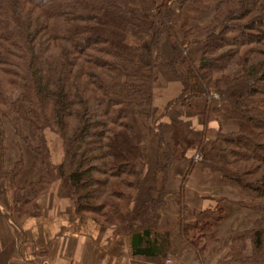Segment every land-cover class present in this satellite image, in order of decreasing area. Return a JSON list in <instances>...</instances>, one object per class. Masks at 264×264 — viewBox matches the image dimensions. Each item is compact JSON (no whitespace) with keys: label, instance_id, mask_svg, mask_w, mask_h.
I'll return each mask as SVG.
<instances>
[{"label":"trees","instance_id":"16d2710c","mask_svg":"<svg viewBox=\"0 0 264 264\" xmlns=\"http://www.w3.org/2000/svg\"><path fill=\"white\" fill-rule=\"evenodd\" d=\"M141 1L154 18L151 24L137 15L130 0H0V117L42 158L39 180L28 185L34 196H21L25 163L20 159L6 171L0 128V185L6 183L13 198V210L6 216L21 223L38 197L61 176L68 177L81 216L112 228L116 237H130L134 254L166 257L175 225L156 224L170 223L164 215L169 169L180 153L166 140L165 124L157 120L146 155L132 110L152 107L155 79L143 69L160 63L182 84L181 94L163 115L201 97L206 100L204 123L214 101L229 105V117L241 123L237 131L218 134L231 150L229 161L212 158L202 140L192 165L198 161L257 194L247 206L260 215L252 229L231 237L227 256L246 251L250 242L252 250L242 264H264V0H192L199 8L215 5L208 24L184 31L189 40L206 36L199 66L173 28L174 4L191 0H162L159 5ZM165 29L176 42L170 62L160 59ZM132 30L150 35V44L136 40ZM180 62L186 72L178 71ZM234 67L240 72L231 75ZM24 122L38 131L37 146L24 133ZM46 130L65 144L60 165L52 163ZM186 179L181 180L180 232L203 255L223 209L200 211L189 222Z\"/></svg>","mask_w":264,"mask_h":264},{"label":"crops","instance_id":"0c3cea01","mask_svg":"<svg viewBox=\"0 0 264 264\" xmlns=\"http://www.w3.org/2000/svg\"><path fill=\"white\" fill-rule=\"evenodd\" d=\"M141 2L130 0L137 15L151 24L154 18ZM156 3L159 4L160 0H156ZM174 9L176 14L173 28L177 41L187 48L195 65L199 66L204 56L206 36L200 35L197 40L187 39L184 24L188 28H195L210 22L215 7L199 8L191 0L184 6L174 4ZM134 32L137 38H146L150 44V35L143 37L142 33ZM175 47L176 42L165 29L160 40V50L167 62L173 60ZM177 69L180 72L187 70L183 62L177 64ZM143 70L152 73L155 79L152 107H144L148 111L144 115L138 114L140 118L138 115L135 117L136 125L137 120L141 124L137 128L143 150L147 155L152 125L160 120L165 124L166 140L180 153L179 158L172 160L169 169L170 181L164 215L170 223L156 224L175 225L171 239L172 250L166 257L134 254L130 237H116L112 228H105L79 214L76 190L68 177L61 176L47 193L33 202L29 215L21 223H13L6 216V213L13 210V198L7 184L0 185V264H242L244 256L250 253L249 246L246 251L228 257L229 242L236 233L252 229L260 212L246 204L254 202L257 194L226 180L219 173L211 172L198 161L192 165V159L198 152L197 143L204 139L212 158L229 161L231 150L225 149V143L218 139V134L220 130L223 133L237 131L241 123L229 117V105L218 101L213 102L208 121L204 123L202 113L206 100L201 97L193 98L189 106H174L163 115L167 104L181 94L182 84L179 80L177 85V81H173L172 71L160 63ZM239 72L240 68L234 67L230 74L236 75ZM161 101L160 107L163 108L155 111V106ZM22 126L31 144L37 146L38 131L30 123L25 122ZM6 128L4 167L6 171H11L23 159L25 168L19 181V194L32 198L34 193L28 185L39 180L42 158L13 127L15 134L10 136ZM50 132L53 131L46 130L45 137L51 160L53 164L60 165L65 158V148H62L58 160H55L51 145L53 135ZM183 177H187L184 198L187 205L185 216L189 222H194L195 214L200 211L216 209L217 206L223 209L221 219L213 223V234L205 243L203 255L188 244L180 232L179 203Z\"/></svg>","mask_w":264,"mask_h":264},{"label":"rangeland","instance_id":"374dc122","mask_svg":"<svg viewBox=\"0 0 264 264\" xmlns=\"http://www.w3.org/2000/svg\"><path fill=\"white\" fill-rule=\"evenodd\" d=\"M141 1V0H140ZM155 2H156V0H154ZM162 3V0H160V3L159 4H161ZM141 4H143L144 5V3L143 2H141ZM158 4V3H157ZM158 4V5H159ZM211 5H214V4H210V6ZM214 7H215V5H214ZM214 15H215V12H214ZM214 17V16H213ZM213 19V18H212ZM209 23V22H208ZM208 23H206V24H208ZM206 24H204V25H206ZM204 25H202V26H204ZM201 26V25H200ZM188 28V25L185 23L184 24V31H185V29H187ZM166 31H168L169 32V30L168 29H166ZM137 33H138V31H137ZM131 35L136 39V40H138V41H140V42H144L145 44H149L148 43V40L146 39V38H144V39H140V38H137L138 36H137V34L134 32V30H132V33H131ZM143 37H145V34H143L142 35ZM162 61H166L165 60V58H164V56L162 55L161 56V58H160ZM160 60H157L156 59V62L158 63ZM165 67V66H164ZM167 68V67H166ZM169 69V68H168ZM172 75H173V81H177V85L179 84V79H178V77L172 72ZM23 85V84H22ZM171 85H172V87H173V83L171 82ZM21 92H22V87H21V89L19 90V92H18V94H17V97H20L21 96ZM171 94L172 95H174L175 94V92L174 91H172L171 92ZM162 105V101L157 105V106H155V111L157 110V109H162L160 106ZM165 108V107H164ZM132 110H133V114H134V116L136 117V115H141V114H145L146 112L145 111H148L147 109H145L144 107L142 108V107H137V106H134L133 108H132ZM163 112V111H162ZM162 112H161V115H162ZM137 116V117H141V116ZM139 120H137V126H141V124L138 122ZM25 123V122H24ZM26 123H29V122H26ZM7 126V128H6V133L8 134V136H10L11 134H15V132H14V130L11 128V127H13L12 125H11V123L5 118V117H0V128H3V130H4V136H5V127ZM29 132H30V130H28ZM52 135H53V139H51V145H52V150H53V152H54V159L55 160H58V158H59V156H60V153L62 152V148L64 147L65 148V145H64V143H63V141H62V139L60 138V136H58V134H56V133H53V132H50ZM11 138V137H10ZM2 139V138H1ZM1 139H0V141H1ZM4 140H5V138H4ZM205 140V139H204ZM203 140V141H204ZM200 142V141H199ZM198 142V143H199ZM198 143H197V147H198ZM3 144H4V142H3ZM5 148V147H4ZM0 152H1V149H0ZM4 156H5V153H4ZM252 203L253 202H251V203H248L249 205H252ZM246 206H247V204H246ZM249 207V206H248ZM250 208H252V207H250ZM254 209V208H253ZM249 246V250H250V252H251V250H252V247H251V245H250V242H248V245H247V247Z\"/></svg>","mask_w":264,"mask_h":264}]
</instances>
